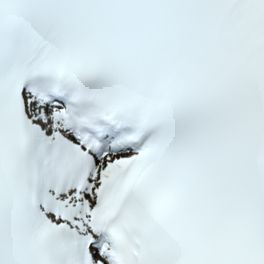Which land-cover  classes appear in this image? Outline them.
I'll use <instances>...</instances> for the list:
<instances>
[{"label": "snow or ice", "instance_id": "snow-or-ice-1", "mask_svg": "<svg viewBox=\"0 0 264 264\" xmlns=\"http://www.w3.org/2000/svg\"><path fill=\"white\" fill-rule=\"evenodd\" d=\"M0 264H264V0H0Z\"/></svg>", "mask_w": 264, "mask_h": 264}]
</instances>
